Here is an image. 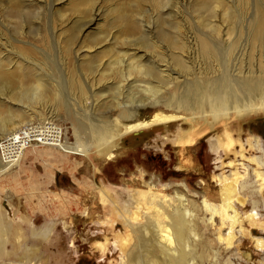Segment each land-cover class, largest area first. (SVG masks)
<instances>
[{
  "label": "rangeland",
  "instance_id": "rangeland-1",
  "mask_svg": "<svg viewBox=\"0 0 264 264\" xmlns=\"http://www.w3.org/2000/svg\"><path fill=\"white\" fill-rule=\"evenodd\" d=\"M203 1L164 0L166 6L161 13L180 26L181 39L187 38V48L192 50L185 57L187 60L199 62L194 53V36L210 37L224 49L234 41L237 30L243 32L237 54H257L261 50L245 45V36L252 18L258 23L259 32L264 30V0H248L249 10L241 6L242 0H222L224 4L217 9L215 3L209 9H200L199 3ZM150 5L149 0H0V60L3 70L15 76L0 83V88H29L38 82V76L57 89L61 86L63 93V83L69 85L68 81L75 78L78 64L83 69L93 60L101 64L99 70L105 74L98 75L93 83L94 92L100 91L98 102L90 95L82 106L79 91L72 88H68L67 98L78 115L83 114L81 107L88 114L110 110L114 92L119 90L114 87L108 61L117 50H125L115 40L124 39L123 12L138 22L133 11L136 7L144 10L141 29L151 28L148 38L160 46L162 28L176 34V25L158 22L157 11L150 9ZM89 20L92 22L81 31L75 27L76 21L80 25ZM214 27L217 33L213 32ZM71 36L76 37L72 45L68 43ZM157 62L164 64L160 59ZM234 68L232 64L229 73ZM125 88L119 93L120 98L126 93ZM6 94L7 90L0 92V114L6 109L16 114L21 110L27 120H32L26 125L41 129L56 125L70 143L87 139L80 129L76 131L75 119L63 109L51 116L50 109L40 104L44 113L33 112L15 100H6ZM157 112L173 111L163 105H145L138 108L137 119L148 120ZM189 117L137 132L114 133L113 146L94 149L91 158L71 153L65 159L62 153L70 152L60 153L48 145L43 146L45 149L37 147L25 158L15 179L0 180V227H10L9 233L3 234L0 264H150L155 259L160 263L162 251L156 238L166 240L168 245L172 242L167 235L160 236V231L167 227L160 217L168 215L161 211L159 202L170 201L169 211H174L179 193L187 202V216L196 228V235L189 242L195 252L190 264H264V188H258L257 178L258 171L264 175V165L256 161L259 157L264 159V110L233 115L215 126L209 125L208 120L195 122ZM137 119H118L116 124L125 128L140 122ZM203 124L209 127L207 133L197 138L182 156L179 138ZM230 138L234 143L227 147ZM30 151H25L23 159ZM143 190L147 194L157 192L159 196L153 199L151 193L141 198ZM96 192L107 196L108 203L97 205ZM243 196L247 201L241 203ZM121 202L131 205V217L118 215L124 211ZM112 203L118 214L108 223ZM212 203L216 207L207 208ZM148 216H155L160 225L147 222ZM163 222L166 226H162Z\"/></svg>",
  "mask_w": 264,
  "mask_h": 264
},
{
  "label": "bare ground",
  "instance_id": "bare-ground-1",
  "mask_svg": "<svg viewBox=\"0 0 264 264\" xmlns=\"http://www.w3.org/2000/svg\"><path fill=\"white\" fill-rule=\"evenodd\" d=\"M149 1L151 2L150 9L157 11L158 17L156 20L162 21L165 24L170 23V25H176V34L173 35L169 30L162 28L159 31V39L162 42L160 46L149 40L148 35L150 34H148V31H150L151 28L149 29L148 27V29L143 31L141 29L142 25L140 23V18L145 15L144 10H140L138 9L139 7H136V12L135 10L133 11L137 13L135 17L138 18V22H133L131 14L123 12L124 15L121 17L123 18L122 21L124 20V30L121 32V35L124 36V39L122 40L118 37L119 39L115 40L117 42L116 44L124 45L125 50H117V52L113 54L112 59L108 61V69L113 73L111 74V78L115 80L113 83L114 87H117V90L120 91L114 92V101L110 99L113 103L110 110L88 114L85 108L81 107L82 109L80 110H83V114L78 115V113L73 110L74 107L73 104H71L72 102L70 103L67 98L68 88H72L79 91L82 106L87 100L89 101L91 98L90 95H94L98 102L97 99L100 97V91L94 92L92 87L94 85L93 83L98 80L97 76L101 75V77H104L105 74L99 70L101 64L94 63L93 60H91L92 62H90V64L85 66L86 68H83L87 69L86 72L81 69V63L78 64L79 71L76 70L77 74L75 73V78L68 81L69 85L63 83V93L61 86L58 85L57 89L53 83H48L47 80H43L38 76V82L29 88L21 86L19 89H13L8 85H4L0 88V92L7 90L6 100H15L20 103V106L23 105V107L33 112L37 110L36 112L44 113L42 109H39L40 104L50 109L51 116L57 115L58 109H63L67 115L75 119L76 125L73 126H76V131L80 129L81 132L87 135V139L85 137V140L77 139L74 143H70L65 137L61 140L59 135L55 137L53 134L52 137L48 138L45 136L47 132L44 131L46 130L40 129L39 131L41 132L36 134L34 142L23 149L21 148L17 151L15 149L13 154L9 156H6V154L10 148L8 145H2L4 156H2L0 152V178L10 176L12 171L20 166L26 150L30 149L35 151L39 146L47 147L48 145L53 146L58 152H70L67 154L62 153L66 156L73 153L77 157L91 158L94 149L97 151L98 149L106 148L107 145L113 146L114 142L112 141H114V133L122 135L129 132H137L139 129L147 126L160 123H171L174 120L183 118L190 119L189 116H192L195 122L208 120L210 122L209 125L215 126L233 115H247L264 110V61L262 59V57H264V30L259 32L257 29L258 23L254 21L253 18L248 21V24L249 22L250 24L245 36V45L252 48L255 46L259 47L261 50L257 54H251V51L247 54L244 53L243 56L241 53H236L240 39L243 37V32L241 31L239 33V30H237L234 41L224 49L219 48L217 43L210 37L194 36L196 40L195 43H197V49L194 50V53L197 55L196 58H199V62H195L194 59L187 60L185 58L192 50L189 52L187 48L189 46V44H187V38L181 39L183 34L180 26L176 24L175 21L169 22L166 20L165 14L163 15L161 13L166 6V2H164V0ZM94 3L95 2H93V6ZM214 3L216 4V9L217 6L221 7V5L224 4L222 0H212L211 4L210 0H205L199 3L200 9H209V5H213ZM248 3V0H242L241 6L249 10ZM91 9L93 8L91 7ZM119 10L121 11V9ZM211 14L213 15V13ZM168 17L170 16L168 15ZM91 22L92 20H89L79 25L76 21L75 27H78L81 31ZM232 24L233 22H231V25ZM233 28L238 29L234 24ZM214 31L217 33L216 27H214L213 32ZM75 38L76 37L72 36L69 37L68 43L72 45ZM163 44L164 46H162ZM160 50L163 51L161 52ZM67 54H69V52ZM157 59H160L164 64L161 65L158 63ZM79 61L80 60H78V62ZM87 61L88 60H86V62ZM233 61H235V63ZM243 61H245V63ZM2 63L3 62L0 60V83L5 84L9 82L10 79H14L15 76L3 70ZM232 64L235 65V68L232 70V73H229ZM195 65H198V67ZM221 68L222 71L220 70ZM81 78L83 81H81ZM52 79H55V77H52ZM84 81L86 82V87ZM125 87H127V91L123 93V98H120L119 95L121 94V90H126ZM107 101L108 99L106 102ZM106 102L104 103L106 104ZM145 105H163L165 109L172 110L173 112H157L150 119L140 121V118L137 119V110ZM184 113H187L189 116H186ZM27 118L28 116L21 110L18 114L12 109H6L4 113L2 111L0 114V139L14 134L19 128L32 121L31 119H29L31 121L27 120ZM118 119H137L140 122L128 124L127 127L122 128L116 124ZM45 121L46 118L44 119V122ZM50 122L51 121H47V123ZM208 128L206 124L202 126L198 125L194 131H190L179 138L178 146L180 147L182 156L186 155V152L196 143L197 138L207 133ZM230 139V142L226 144L227 147H230L234 143L233 139ZM6 157L9 159L4 162L3 158ZM256 161L258 165H264V159L261 157L257 158ZM71 166L74 168L75 165L72 164ZM187 166L190 165L188 164ZM78 167L79 166H75L76 170ZM257 178H260L258 179V188L263 189L264 175L262 172L258 171ZM229 191L231 193L233 190L229 188ZM151 193L153 195L150 196H152L153 199L157 195L159 196L157 192ZM151 193L147 194V192L143 190L141 192V198ZM152 198L150 199L153 200ZM2 199L3 197L0 194V223L3 217ZM96 199L97 205L99 203H108L107 196L99 194V192H96ZM177 199L178 201L175 206L176 210L174 211H169L170 201L161 202L164 201V199H160V202L158 201L161 211L168 215V217H165L166 215H161L162 217H160L164 219L167 224V227L160 231V236L167 235V237L171 238L170 241L172 244L168 245L166 240H162L161 242V240L156 238V242H158L157 247L162 251V254H160L159 257L160 263H156L157 261L155 259L154 261H150L152 264H190L191 259L194 258L195 252L194 249L190 247V241L191 238L196 235L195 224L193 220L187 216L190 210L187 207L184 196L179 193ZM240 200L241 203L247 201L244 196L241 197ZM121 203L123 205L122 210L124 211L119 214L116 206L112 203L113 212L106 218L108 223L113 220L115 214L120 216L130 215L131 217V205L127 204V202ZM95 205L96 202L94 203V206ZM55 207H57L56 202ZM208 207L213 208L216 207V205L212 203L208 204L207 208ZM147 222L158 223L155 216H148ZM158 224L160 225V223ZM162 226H166L164 222ZM9 230L10 227L8 226L3 228L0 227V255L4 251L1 246L5 241L3 234L6 235L9 233Z\"/></svg>",
  "mask_w": 264,
  "mask_h": 264
},
{
  "label": "built area",
  "instance_id": "built-area-1",
  "mask_svg": "<svg viewBox=\"0 0 264 264\" xmlns=\"http://www.w3.org/2000/svg\"><path fill=\"white\" fill-rule=\"evenodd\" d=\"M40 129H41L40 127H36L34 125H24L23 127L19 128L14 134L0 139V152L2 156H4L2 145H8V147L10 148L6 156L12 155L15 149L16 151L20 150L21 148L23 149L28 145H30L32 142H34L35 141L34 138L36 137V134L41 132L39 131ZM42 129L46 130L44 132H47L45 136L48 138L52 137L53 134L55 135V137L56 135H59L61 140L63 138L61 128H58L56 125L55 126L48 125V128L47 126H45ZM8 159H9L8 157L3 158V161L5 162Z\"/></svg>",
  "mask_w": 264,
  "mask_h": 264
},
{
  "label": "crops",
  "instance_id": "crops-1",
  "mask_svg": "<svg viewBox=\"0 0 264 264\" xmlns=\"http://www.w3.org/2000/svg\"><path fill=\"white\" fill-rule=\"evenodd\" d=\"M42 148H44V147H42ZM47 148V147H46ZM45 149V148H44ZM49 149H51V148H49ZM38 149H36L35 151L34 150H31L30 152H28L27 154H26V156L24 157V159L22 160V162L20 163V166H18V168H16L14 171H12V174L10 175V176H8V177H2V178H0V180H2V181H9V180H12L13 178L15 179V174H17V172L22 168V166L24 165V160H25V158H27L29 155H31V153L32 152H36ZM52 150V149H51ZM65 155V154H64ZM61 156V155H60ZM66 156V155H65ZM67 158V156L65 157V159ZM60 159V158H59ZM64 159V160H65ZM66 166H67V164H65ZM2 196V195H1ZM2 216H3V213H2Z\"/></svg>",
  "mask_w": 264,
  "mask_h": 264
}]
</instances>
